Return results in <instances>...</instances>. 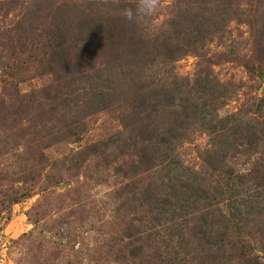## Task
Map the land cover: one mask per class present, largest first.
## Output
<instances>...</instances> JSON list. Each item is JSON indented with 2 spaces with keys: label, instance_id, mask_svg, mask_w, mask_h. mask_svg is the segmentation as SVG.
<instances>
[{
  "label": "rangeland",
  "instance_id": "1",
  "mask_svg": "<svg viewBox=\"0 0 264 264\" xmlns=\"http://www.w3.org/2000/svg\"><path fill=\"white\" fill-rule=\"evenodd\" d=\"M69 1L84 10L72 9L68 0H0V264H151L152 259L167 264L173 256V264H183L178 232L167 223L146 227L153 217L165 220L163 209L145 206L146 211L133 200V193L147 200L148 186L167 192L164 178L174 174L192 180L201 202L210 194V204L221 208L230 198L243 201L252 213L249 232L259 225L264 230V186L256 185L251 174L242 180L228 175L230 170L249 172L264 149V37L259 36L264 31V0H229L228 6L221 0H203L215 16L194 23L201 27L199 35L204 34L201 48H185L176 60L170 59L173 54L157 55L161 63H152L149 55L144 65L132 64L135 87L146 85V97L139 96L143 100L136 107L125 103L135 87L120 76L118 85L126 92L113 94L104 108L90 95L88 72L59 86L50 56L53 42L43 36L50 33L59 2L72 9L64 13L67 20L71 13V22L91 18L93 30L86 36L95 42L113 2L94 0L86 6L90 1ZM184 1H156L155 9L145 14L149 29L160 33L156 28L174 13L179 26L188 25L191 17L197 20L198 7ZM123 12L120 9V16ZM131 35L137 38L136 31ZM100 37L106 57L120 55L118 60L125 62L131 56L126 44ZM70 41L75 48L88 46L90 56L95 55L87 42L78 37ZM205 77L209 87L203 86ZM60 88L68 93L63 102L56 100ZM161 92L164 101L158 102ZM183 102L190 104L185 111L189 118L176 114L175 105L179 109ZM177 118L186 123L180 137L164 143L159 154L151 152L158 129L172 126ZM138 120L160 121L157 129L152 127L146 156L141 137L125 128L139 126ZM245 130L256 134V153L249 161L236 153H241L237 141L253 138ZM161 147L156 145L158 151ZM218 186L228 199L217 195ZM204 215L210 222L221 218L216 211ZM127 223H133L132 237ZM251 245L264 264L259 251L264 249L256 242Z\"/></svg>",
  "mask_w": 264,
  "mask_h": 264
},
{
  "label": "trees",
  "instance_id": "2",
  "mask_svg": "<svg viewBox=\"0 0 264 264\" xmlns=\"http://www.w3.org/2000/svg\"><path fill=\"white\" fill-rule=\"evenodd\" d=\"M85 1H90L89 4H86V6H88L91 5L94 0ZM221 1L222 4L225 3L227 6L230 3L229 0ZM112 2L113 4L110 12V18L108 17V21L105 20L107 21L106 23L99 24L101 28L97 31H101L102 29V34H100V36L107 37L109 39L107 41L109 42H111L113 39L116 40L117 44L119 45H127L126 49L131 51V56H129L125 62H123L124 60H118L120 55L112 56L111 59L109 56H105V51L102 47L103 43L100 42V36L97 37L95 42L89 40L86 34H88L90 30H93V25L90 23L91 18L85 19L83 22L80 20L71 22L75 13L68 14L70 20H67L64 17V13H66L68 10H72L74 8L84 10V8L80 6L81 4L75 1L74 4H71V2L68 0L67 4L72 5V9H65V7L62 5L63 3L58 2V4H56L54 17H52V21H54L53 26L51 27V30H49L50 33H47L43 36V38L46 36V40H49V42L50 40L53 42L54 51L53 55L50 54V56L52 58L53 64L55 65L54 72L59 86L66 87L72 83L70 79L73 76L75 77V75H79L83 77V75L88 72L90 76H88L87 82L89 85H91L90 95H92V98L98 97L96 103H98L100 107L103 108L107 106V103L110 101V99H113V94H123L126 92L125 89H122V85H118L119 82L117 80L120 76L126 79L127 82L124 83L130 84L128 87L134 88L136 86L137 77H135V74L130 75L133 71L131 68L133 67L132 64L136 63V66L138 64L144 65L147 62V57L149 55H151L149 61L152 63L155 61H159V63H161L160 57H157V55H161L163 57V55L167 56L173 54L170 59L176 60V57L184 54V51H186L185 48H190V50L194 52V48H201L203 45L204 34L199 35L201 27L194 26V23L198 20L204 23L209 22L211 18L215 16L212 9L209 8L203 2V0L201 1L203 5L199 0H186L184 1V5L186 3H192L198 7L200 14L199 18L194 20L195 18L191 17V19H188L190 21L188 25L184 26V24H181L179 26L174 20L177 17V14L174 13L170 20L165 22L163 27L156 28V30L160 31V33H153L151 27L149 29L150 18L148 19L145 14H136L139 0H115V3L114 0H112ZM76 3L79 5H75ZM120 9H123L124 11L131 10L133 13L132 19H127L124 15L125 12H123V16H120ZM116 12L118 13L119 17L116 15ZM204 13L207 15L206 17H204ZM90 16H92V14ZM139 16L140 23L137 24ZM187 18H189V16H187ZM220 19L221 18H218L216 21H220ZM116 20H119V23H116ZM132 31H136V39L131 35ZM193 31H195V33ZM263 34L264 31H261L259 36L264 37ZM139 35H145V40L140 39ZM76 37H78L80 42H87L89 46H92L95 55L90 56L92 54V50H90L88 46H85L84 50L81 48H75V45L72 46L70 44L72 43L70 40L75 42ZM257 40H260V37H257ZM97 41L99 42L97 43ZM134 41L137 43L141 42V44L134 46ZM256 44H258V42H256ZM106 45L107 44H104V46ZM138 48L144 50L139 51ZM156 57L157 60L155 59ZM101 74L103 75L102 78H100ZM114 80H116L115 83ZM202 82L204 87H209L210 80L207 77L203 78ZM146 87V85H142L140 88L135 87L134 89H131L132 99L125 103H130L131 107H136V104L143 100L139 96L146 97L147 93L142 92L146 90ZM171 93L172 91H169L165 93V95H170ZM66 95H68L66 91H63L62 89L61 91L58 90L56 94V100H61V102H63ZM161 95L163 96L164 93H158V102L164 101L161 98ZM187 104L188 106L190 105L187 102L181 103L179 109H177V105L174 104L177 112L176 114L183 118H189L187 112H185L186 108L188 107ZM171 113V110L168 113L165 112V120L169 119L167 117ZM165 120L163 119L162 121ZM159 123L160 121L156 123L155 120H148L144 122L138 120L139 126L126 124L125 128L128 127V132H130V134L135 133L133 136L137 135L141 137V150L143 154H145L144 156L148 155L149 153L148 143H150V140L153 138L155 133L154 132L152 135V127L155 129ZM172 123V126L166 128L161 127L158 129L157 133H155L157 134V137L155 138L154 150H157L156 145H162V147L160 151L157 150V152H151L159 154L165 149L163 147L164 143H166L168 140L170 141L172 138L180 137L182 129L186 128V123H182L178 118ZM262 130H264V127ZM164 132L166 135H168H164ZM245 134H248V136H253V138H251L252 140H247L246 142L237 141L236 144L241 146V153H236L242 154L245 159L249 161V157L253 155V153H256L252 147V145H255L254 139L256 138V134L254 132L248 133V130H245ZM261 136L263 139L262 144L264 146V134ZM263 150L260 152V155L255 157L256 159L254 158L255 160L253 159L254 165L250 167L249 172H245L244 174H235L233 172V174L232 170H230L228 175L231 176L232 174L233 177L236 175L238 177H236L237 179L242 180L245 179L248 174H251L250 178L256 182V185L264 186ZM164 181L167 182V184L169 183L167 185V192L163 193L161 191L158 193L154 185L152 187L148 186L149 189L146 191V197H148L147 200L144 201L140 195H135L134 193L133 200L137 201V204L144 207L146 211H148V208L145 206H150L151 211L155 207H157L156 209H163L165 217L162 219H165L164 221L166 222L162 221L159 217H153L152 219L150 218L151 221L146 227L169 224L168 229L171 228L172 232L177 231V241L180 243L183 251V264H191L194 262L195 264H262V262L259 261L260 256L253 253V249L255 250V248L252 247L251 243L256 242L262 249H264V230L261 228V225H259L253 230V232H249L247 218L248 216L252 215V213L248 211V207L246 204L242 203L243 201H239L237 198H230L227 200L228 202H226L224 208H221L218 205L212 206L209 201V198L212 196V194L204 198L205 203L201 202L202 199H199L200 194L195 192V188L191 183V179L188 180L187 178L185 179L177 174H174L173 176L165 177ZM160 185L163 186V183H160ZM215 192H217V195L223 194L225 197V193L222 192L219 186L216 188ZM122 193L124 194L125 192ZM234 194L237 195L236 193ZM225 199L228 198L225 197ZM222 201L224 200L219 202ZM237 204L241 206L242 209L238 208ZM214 211L219 212L221 217L220 220H213L212 222H210L211 220L207 221L205 218L206 215L204 214L209 213L210 215ZM161 221L163 223H161ZM131 224H125L127 226L126 229L131 230V234L128 235L129 237L134 235L132 234L134 228H130ZM170 233L171 232H169V234ZM145 236L147 237V235ZM247 237H249V239ZM259 251L261 252V257L264 258V251ZM176 253L180 252L177 251ZM188 256L191 257L192 261L188 260ZM175 259V256H173V261L167 262V264H173ZM160 262L162 261L155 259L149 261L151 264H159Z\"/></svg>",
  "mask_w": 264,
  "mask_h": 264
},
{
  "label": "clouds",
  "instance_id": "3",
  "mask_svg": "<svg viewBox=\"0 0 264 264\" xmlns=\"http://www.w3.org/2000/svg\"><path fill=\"white\" fill-rule=\"evenodd\" d=\"M156 7V0H139L136 14L143 15V14H150ZM124 15L127 19L131 20L133 17V13L131 10H126Z\"/></svg>",
  "mask_w": 264,
  "mask_h": 264
},
{
  "label": "water",
  "instance_id": "4",
  "mask_svg": "<svg viewBox=\"0 0 264 264\" xmlns=\"http://www.w3.org/2000/svg\"><path fill=\"white\" fill-rule=\"evenodd\" d=\"M263 89H264V86H263Z\"/></svg>",
  "mask_w": 264,
  "mask_h": 264
}]
</instances>
